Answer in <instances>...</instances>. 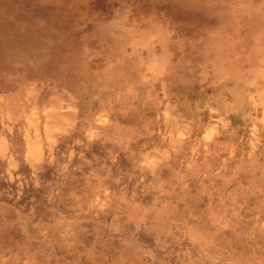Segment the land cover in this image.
I'll list each match as a JSON object with an SVG mask.
<instances>
[{
    "label": "clouds",
    "instance_id": "9594fccd",
    "mask_svg": "<svg viewBox=\"0 0 264 264\" xmlns=\"http://www.w3.org/2000/svg\"><path fill=\"white\" fill-rule=\"evenodd\" d=\"M38 3L59 31L6 55L0 264H264V0Z\"/></svg>",
    "mask_w": 264,
    "mask_h": 264
},
{
    "label": "rangeland",
    "instance_id": "374dc122",
    "mask_svg": "<svg viewBox=\"0 0 264 264\" xmlns=\"http://www.w3.org/2000/svg\"><path fill=\"white\" fill-rule=\"evenodd\" d=\"M97 6L103 8V0H99ZM50 20L51 10L40 7L38 0H0V92L10 90L4 77L5 74L11 75L13 72L12 66L6 60V55L11 52L23 54L30 48L36 47L38 41H34L33 37H47L51 36L53 32L59 31V27L54 21L51 22L48 31H41V27L49 23ZM52 38L55 37L53 36ZM54 72L55 68L52 65H47L41 75L48 76ZM165 87L166 81H160L156 85V89L161 97L164 95ZM189 99H194V97L189 96ZM148 103L151 104V100ZM237 123L239 122L233 120L234 127ZM238 134L242 135L243 133ZM220 143L230 147L232 141L228 138H220ZM94 151L99 150L94 149ZM121 162L124 165L128 163L123 160V157L121 158ZM164 175L167 177L169 173L165 171ZM241 180L242 182H246L244 177H241ZM193 191H195V188H193ZM207 203V198H205L204 205H207ZM255 203V198L249 200L250 205H254ZM214 211V208L210 209L209 216Z\"/></svg>",
    "mask_w": 264,
    "mask_h": 264
}]
</instances>
